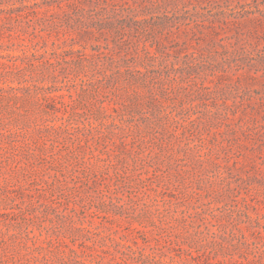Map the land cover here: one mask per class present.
<instances>
[{
    "label": "rangeland",
    "instance_id": "374dc122",
    "mask_svg": "<svg viewBox=\"0 0 264 264\" xmlns=\"http://www.w3.org/2000/svg\"><path fill=\"white\" fill-rule=\"evenodd\" d=\"M68 1L180 26L129 30L145 81L53 79L120 40L55 28ZM0 264H264V0H0Z\"/></svg>",
    "mask_w": 264,
    "mask_h": 264
},
{
    "label": "trees",
    "instance_id": "16d2710c",
    "mask_svg": "<svg viewBox=\"0 0 264 264\" xmlns=\"http://www.w3.org/2000/svg\"><path fill=\"white\" fill-rule=\"evenodd\" d=\"M56 1L59 5H61L63 0ZM77 2L78 1L66 2L67 6H74V15L68 16L66 19H59L54 24L55 28H73L74 30L79 29L81 30L82 34H91L95 29L100 33H103L105 30L115 31L117 35L120 36V40H115V48L98 44L94 45L92 52L85 51L83 49H70L63 50L62 52H53L52 55L59 58L58 60L52 57L47 59L49 66L53 68L49 74L50 76L48 77L53 79L57 78L55 71L57 66H59V64L62 62L72 61L83 64V62L86 61L87 65L89 66V70L86 71V73L89 75L86 74L87 78H83V81L86 83L95 81L99 87H104L107 86V83L113 84L119 81H126L129 83L138 82L139 80L145 81L144 72L147 66H143L144 64L142 65V63H145V60H151V58L156 56L157 53L151 52L148 45L143 49H140L136 43V40L130 37V35L133 33L128 34L129 30L132 28L136 29V31L139 32L141 36H145V39H149L151 46L156 44L159 45V47L157 46L156 51H161V49L165 48V46L160 44V39L157 38L155 34L159 31H162L163 33L165 29L173 26H180V20H178L176 16L174 17V15L164 13L162 16H159L160 18H158L156 22L150 24L155 30L149 31L151 30V28H148L151 17L146 18L145 16H141L145 15L144 12H141L137 7H133L129 4L122 6L117 12V15H125L129 17L119 19V24H116L111 20L105 22V20L108 18L107 16L105 17L104 14H102V16L99 17V12H97V15H94L90 13L89 10L86 11V9ZM140 5L142 6V3H140ZM144 7L146 8V5H144ZM35 12L36 11H34V13ZM222 12L225 13L226 11L223 10ZM210 13L212 16L216 15L212 11ZM66 14L68 15L67 11ZM72 21H75V23ZM194 21L196 26L204 27L213 24L214 18L202 17L201 20L197 18ZM140 38L141 37H138V39ZM116 45L117 48H120V50L116 49ZM123 51L125 52V56L118 57V53ZM69 56L70 58H68ZM141 58H143V62H141ZM140 65H142L145 69L141 68ZM42 78H45V76Z\"/></svg>",
    "mask_w": 264,
    "mask_h": 264
}]
</instances>
